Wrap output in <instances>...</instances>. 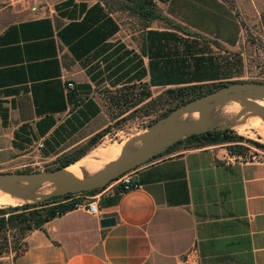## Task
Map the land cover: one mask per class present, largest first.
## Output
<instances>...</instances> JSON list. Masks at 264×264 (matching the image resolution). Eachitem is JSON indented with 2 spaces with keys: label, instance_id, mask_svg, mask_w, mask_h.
Masks as SVG:
<instances>
[{
  "label": "crops",
  "instance_id": "0c3cea01",
  "mask_svg": "<svg viewBox=\"0 0 264 264\" xmlns=\"http://www.w3.org/2000/svg\"><path fill=\"white\" fill-rule=\"evenodd\" d=\"M1 1L0 172L55 160L159 89L241 73L240 26L222 0H151L159 16L146 21L129 0ZM68 80L98 110L64 134ZM247 145H176L133 169L135 188L82 191L97 194L96 213L72 208L29 230L12 264H177L192 247L199 264H264V157L224 163Z\"/></svg>",
  "mask_w": 264,
  "mask_h": 264
},
{
  "label": "rangeland",
  "instance_id": "374dc122",
  "mask_svg": "<svg viewBox=\"0 0 264 264\" xmlns=\"http://www.w3.org/2000/svg\"><path fill=\"white\" fill-rule=\"evenodd\" d=\"M45 1H42L43 5L46 4ZM53 1L54 0H47V2H49L50 4H52ZM222 1H224L231 9L240 26V38H239L240 40L238 43V48L236 49L235 52L239 53L241 58V73L236 81L264 82V0H222ZM26 2L32 4L30 1L26 0ZM1 3L3 2L0 0V5ZM33 3L37 4V1H34ZM37 6L38 4L32 7L35 8ZM164 91L165 89H159L158 100L152 102L151 104L133 109L132 111L124 113L118 118L110 119L108 122H106V124L100 130L97 131V132H102L101 136L96 140V142L92 146H90V148L87 150L88 151L87 154H89L91 151L96 149V147H98L101 144H105L106 146L109 147L110 146L115 147L121 145L120 146L121 149L124 145L129 144L128 145L129 149L138 148L141 143L142 135L148 130V128L152 124H154L157 120L166 116L171 109L186 102L184 101L181 103H175V100L167 97ZM263 98L264 95H243L235 100H230L224 104L213 107L210 111H217L218 108L223 106L225 109H235L237 111L226 118L218 119L216 123H212L211 125H208V129L217 126L218 127L217 130H226L227 133L229 134L240 135L243 138L249 139L250 137L253 139H249V140L264 145V118L260 116L257 110L249 107V104H253V105H259L264 108V105H261V103L262 104L264 103ZM117 115H118L117 113L113 114V116L116 117ZM250 116H258L260 118V123L256 122V123L233 124L235 126L238 125L237 127H240L241 129L243 128L244 131L243 134L238 133L235 129L231 127L233 126L232 122L234 120H237L239 118L245 119ZM196 118H197V113L195 119ZM163 134L165 133L154 136L150 140V143L158 141L162 136H164ZM193 134L198 135L201 134V132L192 133L190 135ZM190 135H186L180 140H184L186 137ZM248 144L249 145L247 146L250 147L247 148L258 149L262 154H264V149H262L261 147L254 145L252 142H248ZM179 145L186 146L187 143L184 140ZM160 155H156L154 156V158ZM84 157H82L73 165L79 164V162ZM115 158H113L111 161H109V158L97 159V161L95 160L93 162L84 163L83 166H81L79 169L84 168L85 171H87L94 168H101L109 164L110 162L114 161ZM150 160L151 159L147 160L146 162ZM73 165H70L69 167ZM140 165H137L136 167ZM53 166H54L53 161L50 162L48 161L46 163H40L39 166H37L35 169H28V170L44 171V170L52 169ZM136 167L124 171L121 174L133 172V169H135ZM121 174H119L118 176H120ZM32 202H37V201H31L25 203H32ZM18 240L19 239H18L17 231L14 229H7L0 232V264H12L13 258L23 248V244H24L23 239L19 241Z\"/></svg>",
  "mask_w": 264,
  "mask_h": 264
},
{
  "label": "water",
  "instance_id": "95a60500",
  "mask_svg": "<svg viewBox=\"0 0 264 264\" xmlns=\"http://www.w3.org/2000/svg\"><path fill=\"white\" fill-rule=\"evenodd\" d=\"M243 95H264V82L253 81H231L220 85L208 93L182 103L163 118L152 124L142 135L140 146L136 149H129L124 145L119 155L114 161L101 167L91 176L76 177L65 170L67 167H57L50 170L36 171H15L0 172V189L10 193H19L29 188L37 187L43 183L51 182L53 184L64 185L62 191L46 194L38 198L43 200L49 196L61 195L64 193L86 191L102 188L119 174L136 167L149 159L160 155L169 146L180 140L186 135L192 133H203L208 130L217 129L213 127L208 129V125L197 128L198 124L204 119V116L213 107L224 104L230 100H235ZM250 108L257 110L264 118V108L259 105L249 104ZM196 112L197 118L190 122H177L176 117L183 113ZM163 134L158 141L150 143V140ZM24 183L22 188L10 187L12 183ZM37 199L34 201H38ZM39 200V201H40ZM25 203V202H24ZM114 219L110 216H104L99 220L101 226L111 225Z\"/></svg>",
  "mask_w": 264,
  "mask_h": 264
},
{
  "label": "trees",
  "instance_id": "16d2710c",
  "mask_svg": "<svg viewBox=\"0 0 264 264\" xmlns=\"http://www.w3.org/2000/svg\"><path fill=\"white\" fill-rule=\"evenodd\" d=\"M129 5H127L128 9L132 12H135L139 15L144 21L150 19L151 17H158L159 14L155 12L154 4L151 0H129ZM71 1L68 0L64 2V4H70ZM79 10L82 11L85 7L84 3H80L78 5ZM90 12V8L87 9ZM161 17V16H160ZM163 32H160L162 34ZM178 38V37H177ZM159 84H167V83H175L172 81H167L165 79H161ZM174 81V80H173ZM180 80H176L179 82ZM227 83L225 81L215 82V83H207V84H193V85H185V86H178V87H170L166 88L164 93L167 97L175 100V103H181L187 100H190L194 97L199 95L205 94L213 90L214 88ZM82 88H87V84H76L70 90H66V96L68 103L70 104V117L64 120V124L62 126H58L59 129L64 134H67L70 131L75 130L77 127L81 126L85 121H87L90 117L95 115L98 108L94 104L91 99L83 100V97L80 95ZM159 95L155 98L149 100L145 104L137 107L140 108L145 105H149L152 102L158 100ZM136 109V108H135ZM2 122H5L6 114L5 112H1ZM19 131L27 133L25 130V125L19 128ZM58 129H54L52 131L53 134L57 133ZM102 132H95L91 135L83 144L75 147L73 150L69 152L62 153L59 157L53 160L54 166L53 168L57 167H64L67 165H73L82 157H84L88 153V149L92 146L96 140L101 136ZM15 137H18V133H15ZM246 140L248 142H252L254 145L261 147L264 149V145L259 144L257 142L251 141L249 139H245L240 135H233L227 133L226 130H217L212 129L201 134H193L186 137L184 140L186 141L187 145H193L198 143H221V142H234L238 140ZM21 140L25 143L29 142L30 139L28 137H22ZM184 140H178L170 147H168L163 153H167L172 149L174 146L181 144ZM20 146L19 144H17ZM16 145V146H17ZM230 148H242L236 143L230 144ZM51 149V148H50ZM22 171H29V170H22ZM98 189H91L86 190V193H93ZM69 193H64L61 195H53L49 196L43 200L32 202V203H23L14 206H5L0 207V232L7 230V229H14L17 231L18 239L22 240L25 234L33 229L40 227L45 221L49 220L50 218L60 215L67 210L72 209L73 202L69 203H60L57 202L55 204H49L50 201H57L61 198L67 196ZM18 240V241H19Z\"/></svg>",
  "mask_w": 264,
  "mask_h": 264
},
{
  "label": "bare ground",
  "instance_id": "6f19581e",
  "mask_svg": "<svg viewBox=\"0 0 264 264\" xmlns=\"http://www.w3.org/2000/svg\"><path fill=\"white\" fill-rule=\"evenodd\" d=\"M264 100V98H263ZM261 105H264V103ZM237 110L235 109H225L224 106L218 108L217 111H208L206 115L204 116V119L198 124L197 128L204 127L205 125H211L212 123H216L218 119L226 118L232 114H234ZM196 117V112L191 113H183L180 114L178 117H176L175 121L177 122H190L194 120ZM260 123V118L258 116H250L245 119H237L232 122L233 124H244V123ZM238 126V125H237ZM235 125L231 126L233 129H235L238 133L243 134V128L237 127ZM121 145L119 146H106L105 144H101L96 149L91 151L89 154H87L80 162L79 164H75L71 167H66L65 170L71 173L72 175L76 177L81 176H91L94 172L99 170L100 168H94L85 171L84 168L79 169L81 166H83L84 163H89L93 161H97V159H103V158H109V161H111L113 158H115L118 153ZM68 168V169H67ZM74 170V171H73ZM24 183H12L10 184V187H16V188H22ZM65 188L64 185H58L53 184L51 182L43 183L37 187L29 188L26 191L19 192V193H8L0 189V207L4 206H14L23 204L24 202H31L36 199H38L41 196H44L46 194H50L57 191H62V189Z\"/></svg>",
  "mask_w": 264,
  "mask_h": 264
},
{
  "label": "built area",
  "instance_id": "2783aa9c",
  "mask_svg": "<svg viewBox=\"0 0 264 264\" xmlns=\"http://www.w3.org/2000/svg\"><path fill=\"white\" fill-rule=\"evenodd\" d=\"M74 87V83L68 80L65 83V90H70ZM264 157V154L261 152L249 149L245 151H232L229 152L228 158L224 159V163H242L246 161H257L261 160ZM132 172L121 174L120 176L111 180L106 186L101 188L97 191H102L107 188L114 187L117 192H122L124 190H128L131 188L137 187L136 182L133 180ZM98 193V192H95ZM96 196L97 194L88 195L83 193L82 191L79 192H71L67 196L61 198L57 201H50L49 204H55L57 202L60 203H69L73 202L72 208H82L89 214H95L97 211L96 205ZM177 264H199V255L195 247L189 248L186 250L178 259Z\"/></svg>",
  "mask_w": 264,
  "mask_h": 264
}]
</instances>
